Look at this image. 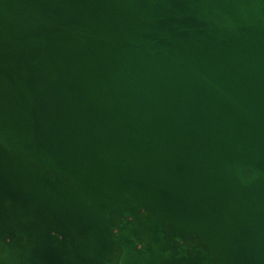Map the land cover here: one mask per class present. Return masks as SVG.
I'll use <instances>...</instances> for the list:
<instances>
[{
  "label": "water",
  "instance_id": "water-1",
  "mask_svg": "<svg viewBox=\"0 0 264 264\" xmlns=\"http://www.w3.org/2000/svg\"><path fill=\"white\" fill-rule=\"evenodd\" d=\"M0 264H264V0H0Z\"/></svg>",
  "mask_w": 264,
  "mask_h": 264
}]
</instances>
